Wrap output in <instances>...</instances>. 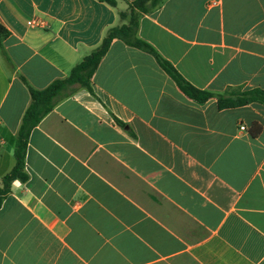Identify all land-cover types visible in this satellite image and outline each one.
<instances>
[{"label": "crops", "instance_id": "1", "mask_svg": "<svg viewBox=\"0 0 264 264\" xmlns=\"http://www.w3.org/2000/svg\"><path fill=\"white\" fill-rule=\"evenodd\" d=\"M133 1L0 0V187L29 88L66 78ZM138 36L199 90H264V0H165ZM90 87L30 132L0 264H264V105L197 103L120 40Z\"/></svg>", "mask_w": 264, "mask_h": 264}, {"label": "trees", "instance_id": "2", "mask_svg": "<svg viewBox=\"0 0 264 264\" xmlns=\"http://www.w3.org/2000/svg\"><path fill=\"white\" fill-rule=\"evenodd\" d=\"M111 7H116V0H98ZM165 0H134L127 3V11L118 13L120 25L110 28L100 45L80 63L75 65L69 75L61 80H56L43 90L29 88L30 103L21 119L14 146L15 165L11 172L2 178L0 187V206L4 197L10 191V184L14 180L25 183L28 180L24 168V157L27 140L30 132L40 121L52 111L55 105L61 100L69 97L78 89L91 91V78L97 69L102 58L108 51L113 40H120L129 47L143 51L151 55L158 66L174 81L179 90L189 99L197 103H205L215 98L218 109H231L246 106L252 103L264 105V90H240L232 89L223 94H214L208 91L199 90L188 83L178 71L147 42L138 36L139 19L154 12ZM8 36V32L0 26V41ZM253 135L259 134L261 128L256 125Z\"/></svg>", "mask_w": 264, "mask_h": 264}, {"label": "built area", "instance_id": "3", "mask_svg": "<svg viewBox=\"0 0 264 264\" xmlns=\"http://www.w3.org/2000/svg\"><path fill=\"white\" fill-rule=\"evenodd\" d=\"M243 130V128H241Z\"/></svg>", "mask_w": 264, "mask_h": 264}]
</instances>
